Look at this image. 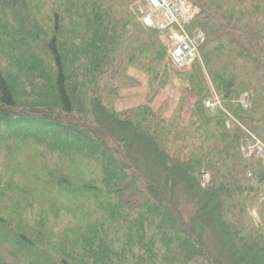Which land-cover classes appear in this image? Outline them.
<instances>
[{"label":"trees","instance_id":"obj_1","mask_svg":"<svg viewBox=\"0 0 264 264\" xmlns=\"http://www.w3.org/2000/svg\"><path fill=\"white\" fill-rule=\"evenodd\" d=\"M188 1L179 69L145 0H0V264H264V0ZM131 69L170 116L117 110Z\"/></svg>","mask_w":264,"mask_h":264},{"label":"built area","instance_id":"obj_2","mask_svg":"<svg viewBox=\"0 0 264 264\" xmlns=\"http://www.w3.org/2000/svg\"><path fill=\"white\" fill-rule=\"evenodd\" d=\"M151 5L157 10L156 13H146L143 17L144 24L155 25L160 28H170L173 44L170 54L173 63L183 68L193 63L200 57V46L204 42V36L200 31L190 33L187 23L190 14L184 0H149ZM157 18V22L155 20ZM218 102L206 101L207 106L215 107ZM261 153L264 149L259 147Z\"/></svg>","mask_w":264,"mask_h":264},{"label":"rangeland","instance_id":"obj_3","mask_svg":"<svg viewBox=\"0 0 264 264\" xmlns=\"http://www.w3.org/2000/svg\"><path fill=\"white\" fill-rule=\"evenodd\" d=\"M143 9L151 11V9L146 6V3H144ZM130 75L137 79L138 82L136 84L121 87L120 99L115 103V107L117 108V110H123L125 108H130L140 104H150L154 108H158L163 103H165L166 116H170L182 95L179 81H174L173 83H169L164 87L162 86V88H160L159 90V93H157L150 83L149 77L146 75V73L139 69H131ZM190 105V96L187 95L184 109V118L186 120L190 115ZM0 135L3 140H6L8 138L6 132L1 131ZM206 178H208V175L203 176V181H205Z\"/></svg>","mask_w":264,"mask_h":264}]
</instances>
